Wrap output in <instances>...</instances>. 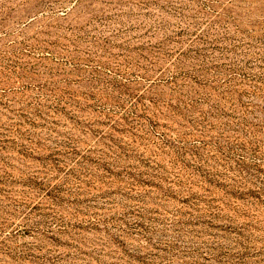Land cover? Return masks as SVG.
I'll return each instance as SVG.
<instances>
[{
    "label": "rangeland",
    "instance_id": "obj_1",
    "mask_svg": "<svg viewBox=\"0 0 264 264\" xmlns=\"http://www.w3.org/2000/svg\"><path fill=\"white\" fill-rule=\"evenodd\" d=\"M0 264H264V0H0Z\"/></svg>",
    "mask_w": 264,
    "mask_h": 264
}]
</instances>
